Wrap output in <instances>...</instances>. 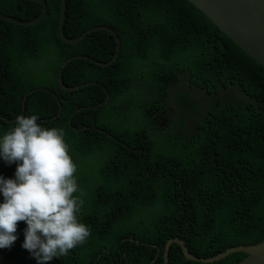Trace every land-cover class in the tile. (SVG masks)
I'll return each mask as SVG.
<instances>
[{
	"label": "trees",
	"instance_id": "obj_1",
	"mask_svg": "<svg viewBox=\"0 0 264 264\" xmlns=\"http://www.w3.org/2000/svg\"><path fill=\"white\" fill-rule=\"evenodd\" d=\"M45 2L39 25L0 20V264H166L173 239L203 259L264 241V67L188 0H66L64 35L121 42L113 66L67 63L66 86L90 83L69 92L63 65L110 62L116 38L64 42L62 0ZM41 12L0 0L22 22ZM234 87L244 99H223ZM169 264L203 263L174 244Z\"/></svg>",
	"mask_w": 264,
	"mask_h": 264
},
{
	"label": "water",
	"instance_id": "obj_2",
	"mask_svg": "<svg viewBox=\"0 0 264 264\" xmlns=\"http://www.w3.org/2000/svg\"><path fill=\"white\" fill-rule=\"evenodd\" d=\"M38 3L42 7L41 16L33 22H22L12 17L0 14V20L8 22L18 26L30 27L39 25L47 17L48 8L45 0H27ZM195 7L200 9V12L204 14L212 24L219 29L233 44L243 49L250 57H253L260 65L264 67V0H189ZM67 12V2L62 0V13L60 22V35L61 39L71 45L78 44L81 41H85L89 36L105 32L111 34L116 38L117 49L112 61L108 63L96 62L88 56H78L68 60L62 67L59 74V82L61 87L69 92L75 90H80L89 86L90 84H85L76 87H68L64 84L62 73L66 68L67 63L72 62L74 59H84L91 61L98 67L106 68L117 61L119 53L121 50V42L117 37L116 33L109 28L98 27L94 30L89 31L87 34L81 36L80 38H68L64 35V26L66 21ZM3 74L0 72V90L2 87ZM109 99L101 104L98 108H102L108 104ZM83 111H79L82 113ZM0 119L7 121L0 114ZM24 123L25 127L23 132L32 125L24 115L18 120L11 121L10 124H21ZM85 130L88 128H84ZM174 244H179L182 246L186 258L190 261L203 264H213L219 262L232 254L235 253H245L246 257L240 261L238 264H264V241L249 246H237L228 249L227 251L218 254L212 258H198L194 256L190 249L187 247L184 241L180 239L170 240L166 247V264L170 263V251Z\"/></svg>",
	"mask_w": 264,
	"mask_h": 264
},
{
	"label": "rangeland",
	"instance_id": "obj_3",
	"mask_svg": "<svg viewBox=\"0 0 264 264\" xmlns=\"http://www.w3.org/2000/svg\"><path fill=\"white\" fill-rule=\"evenodd\" d=\"M222 90V89H221ZM193 94L195 96V98L197 99L198 103L199 104H203L204 105V100L207 98V95L206 93L203 91V90H200V89H197V90H193ZM231 96H233V98H235L236 100L237 99H244V94L243 92H241L237 87H234V88H229V89H226L225 93H224V96H223V99H230ZM201 107V106H200ZM207 107V106H206ZM201 109V108H200ZM195 123H191L190 125L188 126H193ZM8 259L10 261L13 262L14 260V256L11 255L10 257H8ZM19 260L16 264H19Z\"/></svg>",
	"mask_w": 264,
	"mask_h": 264
},
{
	"label": "clouds",
	"instance_id": "obj_4",
	"mask_svg": "<svg viewBox=\"0 0 264 264\" xmlns=\"http://www.w3.org/2000/svg\"><path fill=\"white\" fill-rule=\"evenodd\" d=\"M189 1V0H188ZM190 2V1H189ZM191 3V2H190ZM197 8V7H196ZM198 9V11L200 12V9L199 8H197ZM201 13V12H200ZM202 14V13H201ZM204 15V14H203ZM205 16V15H204ZM206 17V16H205ZM207 18V17H206ZM67 19V18H66ZM208 19V18H207ZM208 21H210L209 19H208ZM60 22H61V20H60ZM66 22V21H65ZM211 22V21H210ZM211 24H212V22H211ZM64 28H65V26H64ZM217 28V27H216ZM218 29V28H217ZM219 30V29H218ZM222 33V32H221ZM224 35V34H223ZM225 36V35H224ZM226 37V36H225ZM227 38V37H226ZM228 39V38H227ZM240 48V47H239ZM89 57V56H88ZM91 58V57H90ZM92 59V58H91ZM113 59V58H112ZM82 60H84V59H82ZM118 60V59H117ZM85 61H87V60H85ZM112 61V60H111ZM91 62V61H90ZM97 62V61H96ZM111 66H113V65H111ZM62 70V69H61ZM63 72H64V70H63ZM60 74V73H59ZM63 74V73H62ZM63 78V77H62ZM60 83V82H59ZM87 84H90V83H87ZM90 86V85H89ZM89 86H87V87H89ZM86 88V87H85ZM83 89V88H82ZM84 128H88V129H84ZM74 130H76V131H78V130H80V129H78V128H74ZM81 130L82 131H87V130H95V131H98V132H100V133H103V134H106V135H110L106 130H104L103 128H99V127H97L96 125H94V126H84V127H82L81 128ZM110 137H112L111 135H110Z\"/></svg>",
	"mask_w": 264,
	"mask_h": 264
}]
</instances>
